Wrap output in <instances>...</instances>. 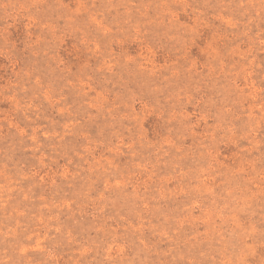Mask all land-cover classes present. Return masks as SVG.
I'll return each instance as SVG.
<instances>
[{"label": "rangeland", "instance_id": "obj_1", "mask_svg": "<svg viewBox=\"0 0 264 264\" xmlns=\"http://www.w3.org/2000/svg\"><path fill=\"white\" fill-rule=\"evenodd\" d=\"M0 264H264V0H0Z\"/></svg>", "mask_w": 264, "mask_h": 264}]
</instances>
